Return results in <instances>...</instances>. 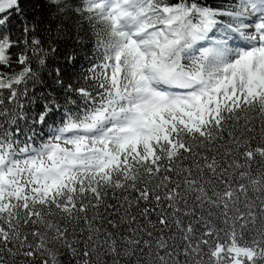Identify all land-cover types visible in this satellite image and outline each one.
<instances>
[{
  "label": "snow or ice",
  "instance_id": "1",
  "mask_svg": "<svg viewBox=\"0 0 264 264\" xmlns=\"http://www.w3.org/2000/svg\"><path fill=\"white\" fill-rule=\"evenodd\" d=\"M0 264H264V0H0Z\"/></svg>",
  "mask_w": 264,
  "mask_h": 264
}]
</instances>
